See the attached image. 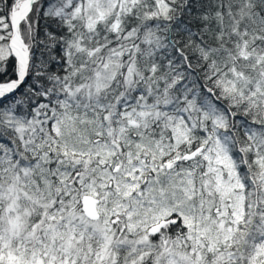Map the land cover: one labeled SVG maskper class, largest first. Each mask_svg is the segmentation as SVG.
<instances>
[{
  "label": "snow or ice",
  "instance_id": "obj_1",
  "mask_svg": "<svg viewBox=\"0 0 264 264\" xmlns=\"http://www.w3.org/2000/svg\"><path fill=\"white\" fill-rule=\"evenodd\" d=\"M0 264H264V0H0Z\"/></svg>",
  "mask_w": 264,
  "mask_h": 264
}]
</instances>
